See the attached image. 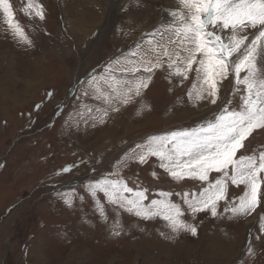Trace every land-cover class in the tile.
Instances as JSON below:
<instances>
[{"label": "rangeland", "instance_id": "374dc122", "mask_svg": "<svg viewBox=\"0 0 264 264\" xmlns=\"http://www.w3.org/2000/svg\"><path fill=\"white\" fill-rule=\"evenodd\" d=\"M38 2L43 20L28 8L29 0H9L13 20L31 45L13 35L0 10V264H264V200L251 215L229 219L226 202L219 201L218 216L200 212L193 219L181 194L199 193L201 182L175 181L155 156L139 163L126 155L148 137L204 125L230 99L238 107L241 93L233 94V78L221 83L215 105L190 100L196 73L181 82L166 63L137 74L152 78L127 105L103 103L89 84L112 61L135 60L138 44L161 40L160 26L171 20L177 0H103L102 15L97 0ZM87 13L101 22L77 49L69 27L78 28L79 21L83 41L94 26ZM112 75L131 78L118 69ZM101 87L108 90L103 82ZM97 109H107L103 123ZM263 134L255 130L237 156L264 150ZM65 167L70 170L61 171ZM217 175L210 173V180ZM104 178L147 189L145 204L171 192L168 199L181 206L182 219L196 226L197 235H177L159 217L144 220L125 212L103 192L93 197L88 186ZM243 190L229 183L227 201Z\"/></svg>", "mask_w": 264, "mask_h": 264}, {"label": "snow or ice", "instance_id": "6c2138e0", "mask_svg": "<svg viewBox=\"0 0 264 264\" xmlns=\"http://www.w3.org/2000/svg\"><path fill=\"white\" fill-rule=\"evenodd\" d=\"M177 3L178 9L169 12L171 20L160 26L164 30L160 32L161 40L149 39L146 47L138 44L139 51L132 53L135 60L112 61L105 73L99 78L93 76L89 84L95 98L103 103L119 100L120 104L127 105L141 95L152 78L137 74L141 70L151 74L166 63L169 75L180 77L181 82L188 79L190 72L196 73L188 92L190 100L194 97L197 102L208 100L215 105L220 98L221 83L231 76L233 94L241 93L238 107H232L230 99L219 108L214 119L204 125L148 137L126 155L139 163L155 156L160 167L175 181L201 182L199 193L181 194L193 219L200 212L218 216L219 201L226 202L224 211L231 213L229 219L251 215L264 200V150L249 155L237 156V153L246 148L245 141L255 130H264V0H177ZM28 8L40 20L44 19V9L38 0L34 5L29 0ZM0 10L13 35L31 45L23 28L13 20L9 0H0ZM164 33H168L166 43ZM117 69L131 78L112 75ZM101 82L107 86V91L101 87ZM112 111L119 108L113 107ZM97 112L99 122L103 123L107 109H97ZM69 170L65 167L61 171ZM210 173L218 175L210 180ZM111 175L119 177V172ZM229 183L244 186L242 194L231 202L227 201ZM88 188L93 197L98 191L103 192L109 204L141 219H163L172 233L197 235L196 226L182 219L181 206L168 199L171 192H160V199L145 204L147 189L139 185L129 187L122 178H104ZM65 203L71 206L70 200L65 199ZM97 207L103 216L99 201ZM116 227H119L118 220ZM119 234L114 232V235Z\"/></svg>", "mask_w": 264, "mask_h": 264}, {"label": "bare ground", "instance_id": "6f19581e", "mask_svg": "<svg viewBox=\"0 0 264 264\" xmlns=\"http://www.w3.org/2000/svg\"><path fill=\"white\" fill-rule=\"evenodd\" d=\"M103 2V0H97V6H98V9H99V11H100V15H102V12H103V10L105 9L104 8V3H102ZM81 13V12H80ZM80 13H78V15H81ZM86 13V12H85ZM87 14H89L90 15V18H91V22H92V24H94V26L88 31V32H86L84 35H83V41H82V38H81V33H80V30H81V28H79V21H77L78 22V28H74L73 26H70L69 27V29H70V32H71V35L72 36H75L76 38H78V40H79V42L77 43L76 42V44H77V49H79V46H81L82 44H84L85 42H84V39L86 38V36H87V34H90L91 33V31L97 26V25H99L100 23L99 22H101L100 20H101V16L100 17H96L94 14H91V13H87ZM66 20V19H65ZM69 24V23H68ZM76 26V25H75ZM68 29V30H69ZM67 30V31H68ZM69 31H68V34L70 33ZM103 38V34H102V36L100 37V39L99 40H101ZM124 77V76H123ZM144 95V94H143ZM177 100V99H176ZM117 101V100H116ZM147 101V100H146ZM180 116V115H179ZM258 133V132H257ZM264 135V134H263ZM258 138H259V136H258ZM76 139V138H75ZM184 205V204H183ZM117 207V206H116ZM120 214V213H119ZM126 215V214H125ZM140 221V220H139ZM148 226V225H147ZM142 229V228H141ZM100 230H101V228H100ZM143 232V231H142ZM184 234V233H183ZM182 235V234H181ZM150 236V235H149ZM166 239V238H165ZM253 243V242H252ZM251 243V244H252ZM264 243V242H263ZM174 246V245H173ZM202 248V247H201ZM205 248V247H204ZM197 249V248H196ZM168 261V260H167Z\"/></svg>", "mask_w": 264, "mask_h": 264}]
</instances>
